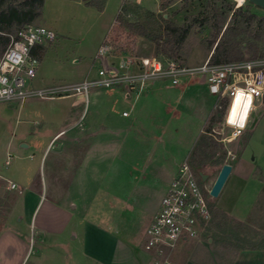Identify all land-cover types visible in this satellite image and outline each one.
<instances>
[{
  "label": "rangeland",
  "instance_id": "374dc122",
  "mask_svg": "<svg viewBox=\"0 0 264 264\" xmlns=\"http://www.w3.org/2000/svg\"><path fill=\"white\" fill-rule=\"evenodd\" d=\"M211 1L150 0L151 4L146 3L148 7H144L135 1L124 0L119 10L122 0H106L104 9L100 11L97 7L89 6L88 0H44L42 17L34 26L53 30L56 39L45 44L43 50H38L36 57L39 64L31 87L46 88L97 77L99 62L95 56L118 11H121L119 18L132 24L135 29L143 28L148 36L158 37L164 35L167 24L181 26L187 18L192 20L201 16ZM226 1L236 9V0ZM244 5L250 6L257 16L264 17L263 9L254 7L248 0H245ZM216 6L224 10L221 3ZM212 35L210 25L194 26L175 59L190 66L202 64L213 52L214 47L211 50L210 46ZM243 52L245 59L251 58L247 50ZM188 82L186 84H195ZM192 88H182L186 90L187 96L183 100L181 97L179 103L182 119H173L171 122L150 119L142 120L138 125L133 124L130 143L120 156L117 152L114 154L112 148L109 151L106 148L103 153L99 151L96 153V161L99 162L86 170L72 186L70 178L85 146L79 144L74 148L75 144L70 139L77 130L71 131L69 128L77 119L72 117L84 112V100L77 97L54 100L30 98L24 102L0 103V231L6 228L5 231H9L8 226L15 225V222L9 221V216L17 207L19 192L8 191V181L16 182L22 189L24 179L30 177V189L39 191L43 196V202L35 214L38 222L47 213L49 205L66 194L72 213L68 222L72 228L87 223L114 225L117 228L121 226L127 230L124 236L127 237L131 232L130 235L137 239L145 254L148 223L152 212L158 208L159 200L167 192L168 181L171 182L179 165L185 160L192 164V153L197 151L201 138L210 136L218 143L216 156L222 160L216 163L210 159L200 166L194 165L196 171L208 175L202 187L212 211V221L202 238L209 251L198 245L195 250L204 259L208 256L222 262H228L240 251L264 252V100L258 104L246 132L239 139L224 144L218 140L225 136L227 129L222 121L211 124L216 104L205 90L202 93L206 98L197 99L199 103L207 104L209 114L201 131L200 126L196 125L194 116L201 105L195 100L196 93H193L195 89ZM112 103L113 99L105 91L93 90L89 111L79 121L78 129H86V125L95 123L94 129L98 128L100 116ZM124 109H129V105L119 104L116 112L113 110L116 120L114 127L117 129L126 128L132 121V117L122 118ZM167 124L168 133L164 135ZM209 127L212 128L210 133L213 136L206 134ZM67 129L46 151L52 137ZM30 132L35 135L30 136ZM157 140L164 144L158 146L159 159L166 156L169 159L168 181L163 174L159 181L153 183L149 175L141 172L146 162L151 160ZM21 142L29 143L31 148H20ZM8 153H11V158L9 165H6L10 156ZM127 163L135 164V170H131ZM224 164L232 165L233 171L219 197L213 198L209 192ZM75 205L77 209H72ZM2 234L0 264H20L26 251L24 243L31 249L24 264L36 263L35 251L40 246L33 235L24 237L25 242L22 243ZM194 244H198L197 241H190L187 245L183 243L179 250L182 251L188 245L194 248ZM175 255L176 251L173 258ZM144 256L147 257L146 254Z\"/></svg>",
  "mask_w": 264,
  "mask_h": 264
},
{
  "label": "built area",
  "instance_id": "2783aa9c",
  "mask_svg": "<svg viewBox=\"0 0 264 264\" xmlns=\"http://www.w3.org/2000/svg\"><path fill=\"white\" fill-rule=\"evenodd\" d=\"M119 14L121 11L95 56L99 62L97 77H86L79 82L39 89L31 87L39 64L33 52L54 41L56 34L46 27L30 25L10 36L8 46L0 54V103L77 97L82 98L87 107L93 90L122 89L128 100L137 101L155 82L180 87L189 81L204 84L215 99L216 111H222L227 133L218 140L220 143H231L246 132L258 104L264 100V57L214 62L210 56L200 65H186L175 58L160 56L156 44L124 25ZM9 161L10 156L7 164ZM9 187L18 189L15 183H10ZM211 221L212 211L202 179L185 160L147 228L145 264H178L173 260L178 246L202 238Z\"/></svg>",
  "mask_w": 264,
  "mask_h": 264
},
{
  "label": "crops",
  "instance_id": "0c3cea01",
  "mask_svg": "<svg viewBox=\"0 0 264 264\" xmlns=\"http://www.w3.org/2000/svg\"><path fill=\"white\" fill-rule=\"evenodd\" d=\"M131 1H135L134 3H138L144 7H148L147 5L151 4L150 0ZM123 4L124 0H122L119 10ZM34 51L37 52L38 49ZM187 82L188 81L180 87H171L164 82H155L147 87L144 95L137 101L128 100L122 89L109 92L105 91L108 97L113 99V103L107 107L108 109L103 111L100 116V124L97 123L99 127L96 129H94L96 123L95 125H86V129H78L79 121L89 111L88 106H85L84 112L81 115L77 113L76 116H73L72 118L74 120L77 119L72 123L69 130H77V132L70 141L75 144L74 148L79 144H84L85 149L81 155L80 161H76L77 167L72 175V179L70 178V185L72 186L86 170L90 169V167L92 168L95 163L99 162V160L96 161V153L99 151L103 153L106 148L107 151L112 148L114 154L117 152L118 156H120L122 150L127 148L130 143L129 138L132 136L131 132L134 129L133 124L138 125L140 121L150 119L166 120L167 122H171L173 119H182L183 115L179 109V103L181 97L182 100L187 97L184 92L186 90L183 89L190 86L194 87L192 89H195L193 93H196L195 100L197 102L200 97L206 98L204 93H202V90H205L208 93L207 87L204 84L195 83L190 85L186 84ZM211 98L214 99L212 96ZM77 104L78 102H76L75 105ZM119 104L129 105V109L123 110L121 114L122 118L129 119L132 117V121L124 129H117L114 127L116 120L113 117V114L116 112V106ZM198 105L201 106L198 107V114L194 116V121L196 122V125L200 126L201 131L203 122L209 114V110L205 103L201 104L198 102ZM200 109L203 110L201 111ZM126 111L129 112L128 116L123 115ZM107 123H109V126ZM90 127L93 129H89ZM168 127L169 125L167 124L165 132L163 133L164 135H167ZM67 131L68 129L61 130L55 134L50 140L46 151L59 135ZM34 135V132H30V136ZM162 145L164 144H161L160 140L155 141L156 150L152 152L151 160L146 162L143 166L144 170L141 172L143 175H149V179L152 180L153 183L159 181L163 174H165L168 181V156L163 157V159L160 157L159 159V152H157V150L160 149L158 146L162 147ZM20 148L30 149L31 145L29 143L21 142ZM10 154L8 153V155ZM127 164L131 170H135V164ZM6 165H9L7 164V161ZM149 170H151V173ZM177 171L174 173L172 179L175 177ZM24 180V187L22 189L19 188V185L16 182L8 181L9 183H15L18 187L17 190H11L10 187H8V191L19 192V195L17 196V207L9 216V221L15 222V225L10 224L8 226L10 227L9 231H5L6 228L5 230L0 231V233L3 232L2 236H7L12 240L22 243L25 242L24 237L28 238L30 235H33L34 240H37L40 246L35 251V264H145V254L139 247L137 239L130 235L131 232L127 237L124 236V231L127 230L121 226L117 228L114 225L98 226L87 223L82 227L76 226L75 228H72L70 222H68L72 218V213L69 211L70 203L66 199V194L62 199H55V203L49 205L47 213L44 214L38 222V216L35 218V214L43 202V196L39 191L37 192L36 190L30 189V177H27ZM170 183L171 182L168 181L167 190ZM162 198L158 202V208L156 211L151 214L148 227L161 208ZM72 209H77L76 205L73 206ZM202 238L193 240L198 243L196 245L194 244V248L188 245L185 246L182 251L179 250L180 247L183 243L187 245L188 242L181 243L177 248L179 251L176 250V255L173 260L178 264H264V252L262 251H240L234 258L229 259L228 262H222L218 258H208V256L207 259H204L200 257L195 250V247L198 245L209 251ZM24 245L26 246V251L22 255L23 257L20 264L25 263L31 250L26 243H24Z\"/></svg>",
  "mask_w": 264,
  "mask_h": 264
},
{
  "label": "trees",
  "instance_id": "16d2710c",
  "mask_svg": "<svg viewBox=\"0 0 264 264\" xmlns=\"http://www.w3.org/2000/svg\"><path fill=\"white\" fill-rule=\"evenodd\" d=\"M88 3L89 6L97 7L102 11L106 0H88ZM217 3L222 4L223 11L216 6ZM43 8L44 0H0V54L8 46L10 36L41 19ZM120 20L127 27L154 42L158 54L163 57L176 58L192 29L197 25L200 27L210 25L213 30L210 46L211 50L214 47L211 55V60L214 62L244 60V50L248 51L251 59L264 57V17L257 16L250 6L244 4L234 9L226 0H213L201 16L192 20L187 18L181 26L167 24L164 35L158 37L148 36L143 28L137 30L132 24L126 23L121 18ZM38 50H43V46ZM37 52L34 51L33 55L37 56ZM221 118L222 111L217 110L211 119V124L221 122ZM211 129L208 128L207 135ZM218 146L210 136H203L197 151L192 153V165L200 166L210 159L216 163L221 162L222 159L216 156Z\"/></svg>",
  "mask_w": 264,
  "mask_h": 264
},
{
  "label": "water",
  "instance_id": "95a60500",
  "mask_svg": "<svg viewBox=\"0 0 264 264\" xmlns=\"http://www.w3.org/2000/svg\"><path fill=\"white\" fill-rule=\"evenodd\" d=\"M248 2L256 8L264 10V0H248ZM213 53V52H212ZM212 55V54H211ZM26 147V145H25ZM233 167L230 164H224L209 192L210 196L213 198L219 197L222 192L226 182L228 181L230 175L232 174ZM202 182H206L208 180V175H204L203 173L199 174Z\"/></svg>",
  "mask_w": 264,
  "mask_h": 264
},
{
  "label": "bare ground",
  "instance_id": "6f19581e",
  "mask_svg": "<svg viewBox=\"0 0 264 264\" xmlns=\"http://www.w3.org/2000/svg\"><path fill=\"white\" fill-rule=\"evenodd\" d=\"M237 3H239V7L242 6V4H244L245 0H236Z\"/></svg>",
  "mask_w": 264,
  "mask_h": 264
}]
</instances>
